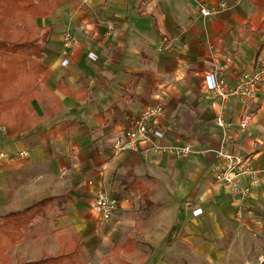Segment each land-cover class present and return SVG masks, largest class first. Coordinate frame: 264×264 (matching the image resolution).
Here are the masks:
<instances>
[{
	"label": "crops",
	"instance_id": "0c3cea01",
	"mask_svg": "<svg viewBox=\"0 0 264 264\" xmlns=\"http://www.w3.org/2000/svg\"><path fill=\"white\" fill-rule=\"evenodd\" d=\"M222 1L229 8L217 16L201 13L202 4ZM35 22L41 34L52 28L42 59L50 75L36 87L34 128L0 133V149L13 157L0 163V215L53 197H66L67 212L37 220L9 249L11 258L57 256L77 234L85 264L94 252L88 239L101 240L107 222L94 211L99 190L117 203L113 237L121 245L113 250L130 259L247 264L264 256V89L247 103L224 102L206 80L219 67L235 85L264 62V0H64ZM67 31L75 37L70 49L62 45ZM157 103L166 107L161 125L176 128L162 143L192 138L196 151L177 158L146 142L117 151L131 120ZM219 115L231 134L228 149L258 170L242 179L245 200L215 182Z\"/></svg>",
	"mask_w": 264,
	"mask_h": 264
},
{
	"label": "trees",
	"instance_id": "16d2710c",
	"mask_svg": "<svg viewBox=\"0 0 264 264\" xmlns=\"http://www.w3.org/2000/svg\"><path fill=\"white\" fill-rule=\"evenodd\" d=\"M63 2L0 0V125L9 134H22L35 126L32 101L36 87L50 75L42 59L52 31L47 26L41 34L43 29L35 21L51 14ZM65 201L66 197L47 198L0 215V264H84V241L77 234L73 246L63 248L57 256L14 263L8 253L37 220L52 214L64 216Z\"/></svg>",
	"mask_w": 264,
	"mask_h": 264
},
{
	"label": "built area",
	"instance_id": "2783aa9c",
	"mask_svg": "<svg viewBox=\"0 0 264 264\" xmlns=\"http://www.w3.org/2000/svg\"><path fill=\"white\" fill-rule=\"evenodd\" d=\"M242 0H238L241 2ZM229 8V5L222 1L214 7L201 5V13L206 17H215L221 11ZM113 27V23H110ZM75 42V37L71 31L64 33L62 45L65 49H70ZM92 58L95 55L91 53ZM207 86L210 93L219 96L224 102L231 97H237L242 103H247L255 96L257 89H264V62L257 70L247 79L238 84L232 85L227 82L219 67H215L206 77ZM166 107L163 103H157L145 108L141 113L131 120L129 126L117 137L115 148L117 151L136 150L141 143H149L151 149L161 153L171 155L177 158H183L191 155L196 151L197 142L189 138L181 143H162L170 134L176 132L173 124L167 123L161 125V120L165 116ZM216 123L224 129L223 143L215 150L217 165L215 168V182L228 188L231 192L241 195L245 200L249 195V188L242 184L243 177L249 176L255 178L258 170L254 169L248 159L242 155L232 152L228 149L226 143L231 138L228 126L223 115L217 117ZM240 126L243 130L249 126V120L246 118L241 121ZM0 133L6 134L5 126L0 125ZM209 151V150H208ZM21 156H28L27 151H21ZM5 151L0 149V163L11 160ZM117 208L116 201L103 190H99L94 199V210L103 221L112 218ZM200 210H196L199 212ZM247 264H264V256L256 260L249 261Z\"/></svg>",
	"mask_w": 264,
	"mask_h": 264
},
{
	"label": "rangeland",
	"instance_id": "374dc122",
	"mask_svg": "<svg viewBox=\"0 0 264 264\" xmlns=\"http://www.w3.org/2000/svg\"><path fill=\"white\" fill-rule=\"evenodd\" d=\"M94 216L96 215L94 214ZM113 217L107 222H102V226L97 232L98 235L102 236L101 240L96 237H91L88 239V251L91 250L94 252H92L91 254L87 252L85 256V264H146L141 258H137L136 260L134 258L130 259L129 255L118 253L113 250L115 243L121 245V242H116L113 237ZM51 218H53V216H51ZM38 227L41 228V230L44 229L46 231H49L53 228V226H50L49 224H43L42 226ZM124 233L126 235L129 233L128 227L126 228V231H124ZM12 251H14V249ZM28 259L29 258L25 259L21 257H12V262L16 263L18 261H26ZM131 260H134V262L131 263ZM254 260H256V258Z\"/></svg>",
	"mask_w": 264,
	"mask_h": 264
}]
</instances>
